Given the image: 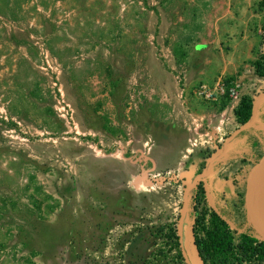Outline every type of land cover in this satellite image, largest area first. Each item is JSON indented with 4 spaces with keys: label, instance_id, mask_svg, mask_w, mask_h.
<instances>
[{
    "label": "rangeland",
    "instance_id": "1",
    "mask_svg": "<svg viewBox=\"0 0 264 264\" xmlns=\"http://www.w3.org/2000/svg\"><path fill=\"white\" fill-rule=\"evenodd\" d=\"M216 4L0 0V264H201L190 234L201 197L235 245L244 233L262 241L242 192L264 120L256 151L211 191L225 147L173 168L180 132L167 112L163 122L145 112L154 66L169 67V55L174 77L185 75ZM248 257L242 264H264L256 244Z\"/></svg>",
    "mask_w": 264,
    "mask_h": 264
},
{
    "label": "crops",
    "instance_id": "2",
    "mask_svg": "<svg viewBox=\"0 0 264 264\" xmlns=\"http://www.w3.org/2000/svg\"><path fill=\"white\" fill-rule=\"evenodd\" d=\"M256 7V0H217L210 15L209 38L200 44L197 62L190 63L185 75L176 79L167 55L169 67L155 65L150 77L153 95L145 105L149 120L163 122L167 112V124L179 130L182 137L173 168L177 163L186 167V162L200 153L208 152L214 157L217 146L225 147L223 157L206 177H214L213 188L208 187L211 191H222L223 183L226 185L236 174L241 160L256 151L252 146L258 134L255 130L260 129L259 120H264V75L254 65L264 59V9ZM155 33L159 46L164 42L166 29ZM149 62H154L151 55L147 57ZM233 80L241 85L236 99L227 94L208 97L216 92L219 83L229 86ZM246 103L250 107L249 118L241 121ZM236 178L240 179L236 183L240 186L242 175Z\"/></svg>",
    "mask_w": 264,
    "mask_h": 264
},
{
    "label": "trees",
    "instance_id": "3",
    "mask_svg": "<svg viewBox=\"0 0 264 264\" xmlns=\"http://www.w3.org/2000/svg\"><path fill=\"white\" fill-rule=\"evenodd\" d=\"M262 60L254 65L257 71L264 75V59ZM249 108L246 103L241 112V121L249 118ZM197 187L199 192L203 193L201 185L198 184ZM193 211L196 216L191 225L190 234L192 245L201 264H242L249 258L248 250L253 244L257 245L260 255L264 257V243L250 234H241L238 244L235 245V238L228 224L215 211L207 210L203 206L202 197L196 199ZM174 238L178 239L175 235ZM177 246L180 247L179 243Z\"/></svg>",
    "mask_w": 264,
    "mask_h": 264
},
{
    "label": "water",
    "instance_id": "4",
    "mask_svg": "<svg viewBox=\"0 0 264 264\" xmlns=\"http://www.w3.org/2000/svg\"><path fill=\"white\" fill-rule=\"evenodd\" d=\"M263 172L264 151L245 175L242 192V207L247 222L250 224L251 228L258 235V237L264 242V225L259 221L253 212L262 183Z\"/></svg>",
    "mask_w": 264,
    "mask_h": 264
},
{
    "label": "built area",
    "instance_id": "5",
    "mask_svg": "<svg viewBox=\"0 0 264 264\" xmlns=\"http://www.w3.org/2000/svg\"><path fill=\"white\" fill-rule=\"evenodd\" d=\"M241 85L238 80H233L229 83V86H226L222 83H219L215 93H209L208 97L218 98L223 95H228L231 99H236L239 96Z\"/></svg>",
    "mask_w": 264,
    "mask_h": 264
},
{
    "label": "bare ground",
    "instance_id": "6",
    "mask_svg": "<svg viewBox=\"0 0 264 264\" xmlns=\"http://www.w3.org/2000/svg\"><path fill=\"white\" fill-rule=\"evenodd\" d=\"M254 214L259 221L264 225V172L262 176V183L253 209Z\"/></svg>",
    "mask_w": 264,
    "mask_h": 264
}]
</instances>
